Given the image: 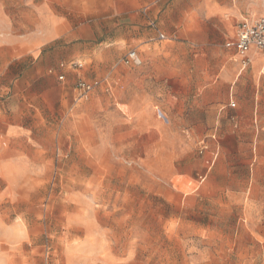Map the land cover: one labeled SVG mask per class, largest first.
Instances as JSON below:
<instances>
[{
  "label": "rangeland",
  "instance_id": "obj_1",
  "mask_svg": "<svg viewBox=\"0 0 264 264\" xmlns=\"http://www.w3.org/2000/svg\"><path fill=\"white\" fill-rule=\"evenodd\" d=\"M200 4L6 6V30L37 35L62 89L37 78L6 95L0 264H264V78L220 83L223 40Z\"/></svg>",
  "mask_w": 264,
  "mask_h": 264
},
{
  "label": "crops",
  "instance_id": "obj_2",
  "mask_svg": "<svg viewBox=\"0 0 264 264\" xmlns=\"http://www.w3.org/2000/svg\"><path fill=\"white\" fill-rule=\"evenodd\" d=\"M11 1L13 0H0V151L3 149L7 135L5 131V119L12 117L11 114H13L6 109V102L11 100V98L6 99V95H11V97L14 98L18 93L16 89L17 86L22 83L28 85L35 84L37 78H44L50 82L54 91H60L62 89V84L56 81L54 75L56 71H58L55 69L56 65L53 66L48 59L52 57V55H45L44 57L38 58V54L41 53L45 47L42 45V42L39 43L36 40L38 38L37 35H24L21 32H14L11 28L6 30L4 23L7 21H15V18L8 16L6 11V6L11 4ZM200 5L201 14H203L206 19H213L216 26H218L219 35L213 38H222L223 40L221 55L222 59L225 58L226 60L221 66V71L219 73L220 83L231 88L242 72H244L249 81L257 79L258 82L261 77L264 78L259 72L264 63V50L251 47L246 54L249 60L248 65L242 67L240 62L241 58L236 53L235 48L225 46L227 42L235 39L237 25L242 20L253 22L264 16V0H201ZM149 22L148 24H150V26L153 24L152 27L157 29L158 34L164 36V34L160 32L157 23L153 20ZM45 36L51 37L52 30L48 31V33L46 32ZM187 37L192 41L197 38L196 33L193 31H190ZM213 42H215L214 39ZM253 55H259V59L255 61L252 58ZM51 71H53L52 74H49ZM59 77H62V75H59ZM92 81L84 82L90 83ZM79 82L80 81L74 85V91L78 92L80 96L81 91L77 88ZM10 86H12L13 89L11 88L9 90ZM101 86L102 82L93 90ZM10 91H12V94H9ZM58 94L60 96L58 99L62 102L64 94L60 92H58ZM132 111V107H128V116L134 117L137 114L132 115ZM132 117H130V120ZM154 122L156 128L159 130L161 124L157 121ZM158 124L160 127L157 126ZM217 156V148L211 149L206 154L203 162L205 171L199 175V177H203V180L206 179L208 172L214 166Z\"/></svg>",
  "mask_w": 264,
  "mask_h": 264
},
{
  "label": "built area",
  "instance_id": "obj_3",
  "mask_svg": "<svg viewBox=\"0 0 264 264\" xmlns=\"http://www.w3.org/2000/svg\"><path fill=\"white\" fill-rule=\"evenodd\" d=\"M153 26V24H152ZM159 38H164L162 34L158 35ZM226 47H234L236 53L240 56L241 66L246 67L248 65V58L246 56L248 50L251 47L256 49L264 50V16L259 19L249 22L242 20L236 28V35L233 41H229L225 44ZM125 62L140 63L138 54L135 50H130L125 55ZM260 75L264 76V63L260 69ZM60 79L62 77H59ZM101 81L94 80L92 82L80 81L77 84V88L81 91V95L89 93L95 87L100 84ZM200 180H203V177H199Z\"/></svg>",
  "mask_w": 264,
  "mask_h": 264
}]
</instances>
